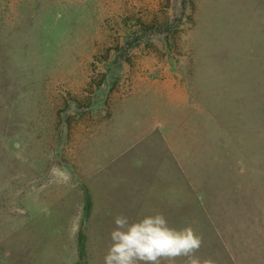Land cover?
I'll use <instances>...</instances> for the list:
<instances>
[{
    "label": "rangeland",
    "instance_id": "obj_1",
    "mask_svg": "<svg viewBox=\"0 0 264 264\" xmlns=\"http://www.w3.org/2000/svg\"><path fill=\"white\" fill-rule=\"evenodd\" d=\"M156 213L264 264V0H0V264Z\"/></svg>",
    "mask_w": 264,
    "mask_h": 264
},
{
    "label": "clouds",
    "instance_id": "obj_2",
    "mask_svg": "<svg viewBox=\"0 0 264 264\" xmlns=\"http://www.w3.org/2000/svg\"><path fill=\"white\" fill-rule=\"evenodd\" d=\"M109 234L110 245L103 264H175L183 257L187 264H201L195 253L201 247V238L188 226L170 227L159 213L144 215L135 221L117 216ZM203 264H212L206 260Z\"/></svg>",
    "mask_w": 264,
    "mask_h": 264
},
{
    "label": "trees",
    "instance_id": "obj_3",
    "mask_svg": "<svg viewBox=\"0 0 264 264\" xmlns=\"http://www.w3.org/2000/svg\"><path fill=\"white\" fill-rule=\"evenodd\" d=\"M230 264H235V263H233V262H230Z\"/></svg>",
    "mask_w": 264,
    "mask_h": 264
}]
</instances>
